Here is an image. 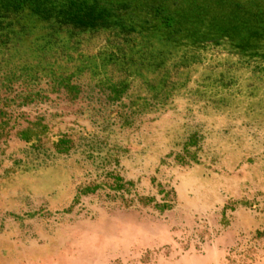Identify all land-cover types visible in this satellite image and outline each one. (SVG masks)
<instances>
[{
	"label": "rangeland",
	"instance_id": "374dc122",
	"mask_svg": "<svg viewBox=\"0 0 264 264\" xmlns=\"http://www.w3.org/2000/svg\"><path fill=\"white\" fill-rule=\"evenodd\" d=\"M35 26L0 27V264H264V62L177 52L119 96L129 59L86 66L113 34Z\"/></svg>",
	"mask_w": 264,
	"mask_h": 264
},
{
	"label": "trees",
	"instance_id": "16d2710c",
	"mask_svg": "<svg viewBox=\"0 0 264 264\" xmlns=\"http://www.w3.org/2000/svg\"><path fill=\"white\" fill-rule=\"evenodd\" d=\"M8 18L35 24L40 32L48 28L51 33H59L63 27L66 40L73 38L75 45L83 34H113L112 41L107 40L114 43L116 51L104 52L100 62L91 60L86 66L96 70L114 64L121 56L129 59L133 67L128 76L111 84L119 96L135 78L144 80L149 91L172 90L167 61L177 52H181L182 65L200 61L206 48L214 45L223 46L230 54L264 62V0H0V27ZM7 26L2 29L7 31ZM135 34L140 43H145L146 51H125L118 44L120 36L126 41L137 40L131 38ZM5 38L0 34V42ZM50 43L44 39L39 45L46 55ZM145 60L154 64L155 70L163 67V74L144 76L141 69ZM83 67L78 65L75 73L61 77V81L67 83Z\"/></svg>",
	"mask_w": 264,
	"mask_h": 264
}]
</instances>
